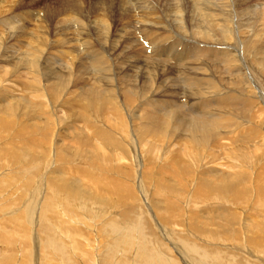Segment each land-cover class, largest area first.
<instances>
[{"label": "rangeland", "instance_id": "374dc122", "mask_svg": "<svg viewBox=\"0 0 264 264\" xmlns=\"http://www.w3.org/2000/svg\"><path fill=\"white\" fill-rule=\"evenodd\" d=\"M208 2H210V0H208ZM234 2H235V4H233L231 7L233 8V12L235 13V15L234 16H222L221 19H223V22H221V20L219 21V19L216 17L215 24H222L223 23L225 25V28L227 29V32L229 31V33H231V30H232L231 28L233 27L231 24H234L235 22H238V24L237 23H235V24L238 26V30L239 31H241V29H242V31L240 32L241 40H245V37L242 36L243 32H244V30L247 29V27L249 26V23H251L252 20H253V17L247 16L246 12L249 11L252 7L249 6V9H247L246 5H244L243 3L242 4L241 3L238 4V2H236V1H234ZM237 4L240 5V7H238ZM20 6H21L20 4L17 5V4H14V3H11L9 5L8 0H6L3 3H0V18H1L0 19V23H1L0 24V29L3 28L2 24H4V22L9 21V18L11 19V17H13L16 13L22 12L23 9H21V8H23L24 6L26 8L31 7V6H28V5H22L23 7L22 6L20 7ZM205 7H209V6H205ZM14 8H15V10H14ZM245 8L247 9L246 11H245ZM240 14H241V16H240ZM199 16H200V14H199ZM15 17L20 18V16H15ZM23 17L25 19V20H23L24 24H19L18 29L13 31L15 33H13V32L10 33L7 30V27H5L2 30H0L1 31L0 32L1 36L0 37L4 40V46H5V47L4 46H2V47L0 46V49L2 48L0 50L1 51L0 57L3 56V53L7 57V58L4 59L6 61L0 60V96L2 97V98L0 97V99H1L0 100V102H1L0 103V138H1L0 139V153H1L0 154V166H1V163H3V162H7L8 164H12L13 159L12 160L10 159L11 158L10 154H19L20 156L18 157L17 161L18 162H20V161L24 162V163L21 162V164L24 165V166H27V163H29L28 161H31L32 159H34V160L38 159L37 160L38 161V165H36V166H38L37 168H32L27 173L22 172L23 174H26L24 179H26L28 177V174H29V176L35 174L33 176L34 183H33L32 187H29L27 189V191H28V193H32L34 191L33 197L36 200V204L37 203L38 204L36 205L35 208L34 207H28V209H27V214L31 213V214H33V219L35 218V220H33L34 223L32 222V224H29V223L25 222L26 223V227H27L28 230L29 229L30 230L31 229L35 230V227H37L39 225L38 222H41V220H40L41 217L38 216L40 211H41L40 207L42 208V210H45L46 209V203H48V201H52V198H53L54 201L57 200V197H55L50 191V187L53 185V180H59L60 181V180L64 179L63 181H67V182H70V183L74 182L78 186H80V188H81L80 191L81 192H86L87 191L86 190L87 189V185L89 184V182H87L89 180L88 179V175L89 174L90 175L93 174L92 176H95V177H97V175H98V177H108L110 179L112 178L111 181H112V184H113V188H111L110 186L108 187L109 184L107 182H103V183H101V185L97 184V185L92 187V190H96V191L97 190H101L100 191L101 193L103 191V193L101 195H99L100 199L99 198H94V199L96 201H99V202L103 203L104 205H106L105 206L106 208H108V209L110 208L108 210L109 212L104 217H111L113 215L119 216L118 215V214H120L119 211L122 212L124 210L127 211L125 215L130 213L128 218H126V216L124 215L125 216V220L122 221V225H120L121 226V230L119 231V233L116 234V238H117V236L119 237L120 235H122V233H124V229H126V232H127L126 235L129 236V237H127L126 241L123 240V238L121 239V241L119 242V245L115 248V252L117 251L118 255H120V247H121V245L123 243L125 244L124 250H126L125 251L126 254L127 253L130 254L131 251H133V253H134L135 249L138 251L137 248L140 245L143 244V247L138 251V255L136 257L137 258V264H144L143 262H140V255H141V253L144 250L150 256H152L153 258H157L156 262L158 264H172V263H174V264H179V263L180 264H203V263L204 264L205 263L208 264L209 263V257L208 256H210V255L208 254V256H207V253L205 254L204 252H201V253L194 252V249H195L194 243H196V244L198 243L197 245L201 244L203 248H206L205 251H207V252H209L208 250H210L212 247H217V246L221 247V245H219L220 243L219 244L218 243L217 244L216 243H212L211 244V243L200 242L199 241V233L195 231V228L199 230V224L201 226L205 227L206 229L208 228L207 230H211V231H213L215 229L216 230L221 229L222 231L219 230V233L222 234L223 239L225 241L229 240V238L224 237V236H226V234L229 235V233H231L232 231L234 233H237V234H235L234 237H232V239H234V240L236 238L234 243L233 242H231L230 244L226 243V242L223 243L224 245H226V246H223L224 247L223 248L224 252H226L228 254H229V249L231 248V246L233 248L235 247L234 248L235 252H238L237 251L238 248L239 249H247V248H249L248 250H254L255 248H253V246L256 247V245H259V244L264 246V239H262L264 237V235L260 234V233H259V235H257L255 237L256 238V240H254L255 243L253 242V244H250V245L249 244H245L244 242L247 240L245 238V237H247L246 236L247 231L244 230V225H242V224H245L246 222L249 223V222L252 221V220L249 221L250 218H252V219L254 218V217L251 216V214L256 213L261 208L264 209V201L262 202V200H260V198H259V195H260V197L262 196L261 199L264 197L263 195L260 194V193L264 194V192H263L264 191V189H263L264 188V106H263L264 105V79H262V78H264V73H263V71H264V61H261L260 63H258L255 60V58L263 56L262 54L264 53V50L260 51L261 48H258V47H255L253 50L251 49L252 51H250V52L246 51L245 47H242L243 49L236 50V52L238 53V51H239V54L242 56V60L244 61V64H245V67H244L245 69L244 70L246 71V69H248L249 73H253V74H251V76H252V84H253L254 87H257L256 89H253L254 87L251 86L252 87V90H251V87L245 83V80L244 81L243 80H236V82L235 81L233 82V85L231 84L232 82H229L230 79L228 80V83H224V82L220 81L221 77L225 78V76H226L225 72H224V70L222 68L218 69V70L216 69L214 71V68L211 67V66L205 67V68H208V69H206L205 75L208 74L210 76L211 82L213 84H215L214 86H216V88L214 87L215 91H214V89L212 90V91H214L213 93H217V94L219 93L218 96H216V98H214V100H216L217 98H220V97H221L220 99H222L224 96H226L228 93H231V92H232L231 94H233V95L235 93H237V94H235V96H238V97L240 96V97H243V98H245V96H247V99L249 98V104L248 103L247 104L244 103V105L246 106L247 109H249V111L251 113H248L249 111L246 110L245 113L247 115L246 114H242L243 119H241L239 121H234V123H238L239 128H237L236 126L234 128H236L235 130L238 131L237 129H239V130H241L243 128L247 129V125H248V127H251L253 129H258V131H261V132H259V134H261L260 137H259L260 139L257 138L256 140H253L252 142H249V140H245L244 139L243 140L244 143L240 142V139L238 141L237 140H233V141L232 140L231 141H229V140H220V141H218L219 143L217 141H211L207 146H204V147H202L200 145L201 142H199L197 144L198 147L196 149L192 150L190 146L195 144V143H192V144L188 143L187 144V141H183V140L180 141L177 138L175 140H171L167 144H164V143L161 144V143H159V141L156 142V140H160V142H162L161 141L162 140L161 137H158V139H156L157 137L153 136L154 134H152L150 136L148 134L141 135L137 131V129H133L134 130L133 131L134 134H133V133H130V130H132L131 129V125L129 127H127L128 126L127 125V121L129 122L128 119L131 118L132 120L137 121L138 118L135 117V112L138 110L139 103L142 100L150 99V94L147 93L146 91H144L142 89V87H141V92L138 91L139 94L135 96L136 104H135V102H133V104H130V103L126 102L125 97H124L125 95L122 93V90H120V88L122 87V83L121 82H123V81L125 82V80L128 81V78L125 77L126 73L128 75L130 74V76H133V74L135 73L136 75H138V77L144 76L145 79H150V78H152L151 74L154 76V73H153L154 71L157 72V74H159L161 72V70H162V71L166 72L165 73V79L166 80L167 79L170 80V83L173 80L174 81L178 80L179 76H180L178 72H176L174 69H173L174 71L171 69V65H168V64H166V65L165 64H155V65H153V67L148 68L147 65H144V63L139 65V63H135L133 61V59H131V56H133V55H130L132 53L131 49L129 48L130 50H128L125 47L127 45H126V43H124V41L126 40L128 42L130 40H134L137 37V34L134 31L135 28H131L130 27L132 25H133L132 27H134V24H135L134 21L136 20V18H138L137 16H136V18L135 17L134 18L131 17L132 19L130 18L131 19L130 21L127 20V19H124V18L122 19L121 18L122 16L121 17L120 16H105V17L104 16H100V17L99 16L98 17H96V16H79V17L77 16V17H75L74 16V18H78L76 20H78L82 26L79 25V24H76V25L72 24L71 25L70 23H67V22H66L67 23L66 24L65 21H63L59 16H42V17L39 16L40 18H39L38 21H40V22H32L31 21V16H23ZM150 17L151 16H147V20H149V21L154 20L153 19L154 17H151V18ZM164 17L165 16H162V18H164ZM185 17H186V21H187V19L189 21V19L191 18L190 16H185ZM143 18H145V17H143ZM205 18L206 17L203 16V18L201 19L202 22L204 21ZM33 19H35V18H32V20ZM133 19H135V20H133ZM82 20H83V22H82ZM229 20H230V22H229ZM104 22H106V25L108 24L107 28L104 25L105 24ZM117 22H118V24H116ZM130 22H132L133 24L130 23ZM26 23H29L30 25L29 24L27 25ZM187 23L185 24L186 30L190 29V24H189L190 22L188 23V25H187ZM34 24L36 25V27H40V29L36 28ZM123 25H126V27L123 26ZM43 26H44V28H43ZM56 26H58V27H56ZM41 27H42V29H41ZM160 27H162V26H159V27L156 26V31L160 30ZM216 28H218L217 25H216ZM65 29H67L66 30L67 32L65 31ZM104 29L108 30V32L110 34V36H109L110 38L109 39H107V36L105 35L106 31ZM68 30H70V31H68ZM22 31L24 32V34H23ZM116 31H118V32H116ZM18 32H20V33H18ZM28 32H29V34H28ZM31 32L34 35L31 34ZM41 32L43 33V36H46L47 39L49 38V42H47L49 44H47V46H45L46 45L45 44L43 47H41V49H40L41 51H38V50L35 49V47L34 48L30 47V45L28 44V41L30 39H32L33 36L36 37L38 34L42 36ZM63 32H65V33L63 34ZM17 33L20 34V35H18ZM124 33L126 34V36H125ZM11 34H13V35H11ZM25 34H27V35L25 36ZM134 34H136V35H134ZM9 35H11V36H9ZM90 35H92L91 36V40H92L93 46H94V48L96 50V51L93 52L95 55H96V53L103 54L104 52H107L109 55L111 54L110 57L115 55V56L112 57L115 61H116V59L118 60V61H116V63L114 61H113V63L110 62V64H112V65L109 66V72L112 71V73L114 75L112 73H110L112 76L109 77L110 83H109V85H107L108 88H106L107 90L111 91L110 98H108L110 100L107 99V101L111 102L113 104V106H111L109 104H105V105H102V106H100V105L96 106V107L93 106L94 108L93 107H88V102L90 100L89 98H91V94H90L91 89H92V92L93 91L94 92H99V90L101 91L103 88H105L104 83L102 85L98 84L99 79H97V77L99 75H101V69L100 68L102 66L93 65L91 63V59L90 58L92 56L89 55V53L91 51L84 50L86 44H84L81 41L82 38L83 39H85L86 37L88 38ZM114 35L115 36L117 35L116 38H115ZM122 36H123V38H122ZM24 37H25L26 41L24 40ZM28 38H30V39H28ZM187 38H189V37H187ZM187 38H186V40H188ZM231 38H232V36H231ZM119 39L122 40V42H120V43H123V44H121L122 46H120L121 48L117 47V48H120V50L118 49V51H116L117 48H114L112 50L115 42L118 41ZM263 40L264 39H262L261 41L263 42ZM68 41H70V42H68ZM252 41L255 42V40H253V39H252ZM261 41H260V43H261ZM15 42H17L16 43L17 45L15 44ZM197 42H199L200 45H201V43H204V44L206 43L207 45L211 44L210 46H212V44H213V43H211L212 41H204V40H202L200 38H199V40H197ZM215 42H218V44H220V45H222V43H224V42L220 43L219 37H218V40L215 41ZM12 43L14 45H12ZM232 43H231V45H232ZM108 44H110L111 47ZM214 44H217V43H214ZM20 45H22V46H20ZM73 45L75 46V48H74ZM228 45H229L228 48L231 49L230 43H228ZM124 47L126 49H124ZM25 48H26V50H25ZM262 49H264V45H263ZM4 50L7 51V52H5ZM8 51L10 52V54H7V53H9ZM32 51L36 52V53H33ZM56 51H57V53H56ZM64 51H65L66 55H63ZM68 51H70V52H68ZM255 51L257 53H259V54H256ZM11 52H13V53H11ZM39 52H41V53H39ZM261 52H263V53L260 54ZM23 53H26V54H23ZM27 53L29 54V56H28ZM35 54H36V56H35ZM83 54H85V55H83ZM143 54L144 55L141 58L145 59L146 57H144V56H145L146 53H143ZM15 55H16V57H15ZM11 56H14V57L11 58ZM32 56H35L33 58H36V61H35L36 63L31 65V66L28 65V64L24 65L23 63L20 64V62L16 63L17 62L16 59H18V58L24 57L25 59H27V58L29 59V57H31L30 59H32ZM83 56H84V58H83ZM121 56H123V57H121ZM127 56H129V57H127ZM243 56H245L244 58H246V59H244ZM44 57H45V60H44ZM115 57H117V58H115ZM118 57L120 58V60H119ZM135 57L136 56H133L132 58H135ZM81 58H83V59H81ZM77 60H79L80 63ZM67 62H68V64H66ZM118 62H121V64L119 63L117 65ZM128 62H130L131 65L133 64L134 67L130 68L129 71L125 70L124 71L125 74L122 73V74L118 75L117 68L120 67V66H122V67L125 66ZM40 63H44L45 66L43 64H40ZM14 64H16V66H18L19 64L20 65L18 67H15ZM36 66H38V67H36ZM56 66H58V68ZM161 66L163 67L162 69H161ZM25 67H27V68H25ZM30 67H32V68H30ZM87 67L89 69H87ZM209 68H211V69H209ZM257 68H259L258 69L259 71H257ZM148 69L150 71L152 70L151 74H149V70ZM249 69L251 71H249ZM260 69H261V71H260ZM69 70L72 71L71 72V76H69V78H70V84L69 85L70 86L69 85L65 86V84H59V86H57V90L58 91H54L52 89V85L54 83L59 82L58 80L55 79L57 77L56 75H58V74H56L55 71L60 72V73H62L64 75L65 74L68 75ZM244 70H243V72H245ZM136 71H138V72H136ZM145 71H147V72H145ZM4 72L6 74H4ZM34 72H36V73H34ZM79 72H81L82 74L84 73V74L83 75L81 74L82 76L79 75V77H78V75H75V74H78ZM167 72H168V74H167ZM261 72L263 74H261ZM95 73H97L98 76ZM258 73H260V75ZM86 74L88 75V77H86L87 76ZM106 74L107 73L104 72V77H106L105 76ZM148 74H149V78H146V77H148ZM36 75H38V76H36ZM256 75L259 76V77H256ZM253 76H255L254 79H253ZM49 78H51V79H49ZM216 78L219 79V80H217ZM226 78H228V77L226 76ZM258 78H260V80H258ZM72 80L74 82H72ZM1 81L3 82V84L1 83ZM50 81H52V82H50ZM54 81H56V82H54ZM219 81L221 82V84L219 83ZM148 83H149V81H148ZM48 84H50V85L48 86ZM172 84H174V82H172ZM68 86H69V89H68ZM137 86H138V84H137ZM247 86H249L248 90H246ZM58 87H60L62 89H60ZM82 88H84V89H82ZM230 88H232L233 90L231 89L229 91ZM39 89H42L45 92L46 95L44 94V92L42 90H39ZM236 89L237 90L239 89V90L236 91ZM123 90H124V88H123ZM219 90H221V91L219 92ZM241 90H242L243 93L241 92ZM40 92H43V93H40ZM48 92H50V93L48 94ZM79 92H84L85 96H84V93H82L83 95H81V93H79ZM31 94H33V96ZM220 94H222L223 96L220 95ZM20 95H22V96H20ZM7 96H8V98H7ZM76 96H80L81 99L79 98V99H77L78 100L77 101L76 100V98H77ZM43 97H45V98H43ZM164 97H165V95H162L161 98L155 97L156 98L155 100H159V101H161V100H163V101H173V102H175L177 104H181V102L182 103L183 102L184 103L185 102L186 103L187 102L191 103V101H192L190 99L188 100V98L186 99L185 97H182V98L176 97L175 98V97H171L169 95H166L165 98ZM250 97H251V99H250ZM86 98L88 99V101H87ZM136 98H138V99H136ZM184 98L186 99V101H185ZM13 99H15V101ZM8 100L9 101L11 100V101L8 102ZM83 101H85V102H83ZM207 101H208V99H207ZM145 102L146 101H144V103L142 102V105H141L142 111L149 110L148 106L146 105V104H148V101H147L146 104H145ZM9 104H10V106H8ZM24 104L26 105V107L23 106ZM68 104L69 105L72 104L73 106L70 107ZM126 104H128V105H126ZM46 105L47 106L49 105V107L47 108ZM83 106L86 109H84ZM131 106H132V108H131ZM3 107H8V109H11V111H14V112L11 113L10 110H8L7 108L4 109ZM133 107H134V109H133ZM42 108H44V109H42ZM73 108H74V110H73ZM37 109H40V110H37ZM46 109H47V111H46ZM55 109H56V111H55ZM65 109H67V110H65ZM78 109H80L82 112L80 110H78ZM40 111H42V112H40ZM61 111H63V112H61ZM65 111H67L66 114H68V113L70 114V112H71L70 116L69 115H67V116L65 115L64 116ZM72 111H74L76 113H74V112L72 113ZM78 111H80V112H78ZM46 112H48L46 116L50 115L51 119H49V120L54 121V123H52L51 121H48L49 123H45L44 122L46 120L45 119L46 116L43 115V114H45ZM51 112H52L53 116H51L52 115ZM36 113H38V114H36ZM61 113H63V116L61 115ZM123 114H124V116H123ZM255 115L258 116V117H256ZM68 116L70 117V119H68ZM254 116H255V118H254ZM53 117H55L56 119L53 118ZM73 118H76V120L73 119ZM43 119H45V120H43ZM246 119H247L248 123L245 124L244 122H246ZM251 119H252V121H254V123L251 121ZM8 121L10 122L8 124H11V121L13 122L12 128L11 127L7 128V127L4 126V125H6V123ZM48 124L50 126H47ZM52 124H54V125L56 124V125L54 126ZM80 124H82V126ZM85 124H87V125L90 124L91 126H97V127H98L97 124H99L101 127H103V128H101V127H99V128L104 129V130L106 129V131L108 133L112 134L117 139H121V140L123 139L122 140V144H120L119 147L113 146L114 148L111 147V146L110 147L106 146L105 144H103L102 141H98L99 139L92 138V136H91L92 134L90 132L88 133V132H86L84 130V128L87 126ZM83 125H84V127H83ZM72 126H73V128H69V127H72ZM123 126H124V128H122ZM253 126H255V127H253ZM51 127H53V128H51ZM74 127H76V128H74ZM53 129H56V130L53 131ZM127 129L128 130L130 129V130L127 131ZM78 130H82V131L79 132ZM55 131L56 132L58 131L57 134H56ZM53 132H54V134H52ZM128 133H130V135L127 136L129 139L123 138V137H126L125 134L127 135ZM69 135H72V136H69ZM119 135H121V136H119ZM21 136H22V138H21ZM48 136H50L51 138L48 137ZM148 136H149V138L152 137L153 139L152 138L151 139H149V138L147 139ZM239 136H244V135L240 134ZM140 137L142 138V140L140 139ZM67 138L70 139V140H68ZM49 139L50 140L52 139V140L49 141ZM139 139L142 142H140ZM67 140H68V142H67ZM72 140H74V141L76 140L77 142L76 141L74 142ZM86 140L87 141L89 140L88 143L90 142V144H87ZM138 141L140 142V144H139ZM133 142H135L136 144L133 143ZM221 142H222V144H220ZM20 143H22V144H20ZM98 143H100V144H98ZM213 143H215V144H213ZM92 144H94V145H92ZM217 144H218V146H217ZM87 145L88 146L90 145L92 147H90V146H89L90 148L89 147L88 148L85 147ZM213 145H215V147H213ZM74 147H75V149H74ZM140 147H142V149ZM100 149H101V151H100ZM102 149H104V150H102ZM236 149L239 150V152H236ZM78 150H81L80 151L81 153ZM116 150H118V151H116ZM120 150H122L124 152V154L120 155L121 154ZM254 150H255L256 154L254 153ZM97 151H98V153H97ZM190 151H192L191 154H190ZM91 152L94 155L93 154L91 155L90 154ZM103 153L105 155V158H104V156H102ZM240 153H243V154H240ZM253 154L255 155L254 159H258L257 161H255V162H258L255 165L256 166L255 168L254 167L253 168H248L246 163H241V160H245V161L253 160L254 161V159L252 158ZM111 155H113V157H111ZM184 155H191L192 157H195L196 158V162L194 163V165H190L189 166V163L185 162L186 163V166H185V163L182 160ZM94 156H96V157H94ZM115 156H117L119 158L122 157L121 163L119 162V163L116 164V162H112V161H116V159H115L116 157ZM133 156L135 158H133ZM247 156H250L249 157L250 159L247 158ZM72 157H73V160H72ZM61 158H62V160H61ZM167 158H169V160H172L174 165H176L174 170L170 166L167 167L169 165V162H170V161L167 160ZM245 158H247V159H245ZM69 159L71 160L70 162H69ZM102 160H104V162ZM133 160H134V162H133ZM79 161H81V162H79ZM19 164L17 166H15L16 168L15 167H9V169L10 168H11L10 170L18 169ZM3 165H4V163H3ZM77 165H80L81 167L77 166ZM252 166H253V163H252ZM59 167H61V168H59ZM66 167H68L69 170L66 169ZM78 167H79V169H81L83 171H81V170L79 171ZM83 167L86 169V171L84 170ZM185 167H188V168H185ZM208 167H210V168H208ZM227 167H229V168L230 167L231 168L232 167L233 168L236 167V168H239V169H242V170H246L248 172L247 173L248 174L247 177L245 175H240V177L243 178L244 181L242 182L241 187L239 186L238 192L242 191L243 194H244L243 196L242 195H238L237 197L233 196V195L229 196V194H227V193L226 194H224V193L222 194L221 193V195H220V192L218 193L220 196H213L211 193L195 194V192H196L195 188H200V189H198V192H199V190H201V188L204 187V185H201L199 183H203V182L205 183V179H207L206 176H204V175L201 176L200 175V174H202L203 170L206 169V171H210V170L215 168L214 171L218 172L217 176L218 175L222 176V174H219L218 170H221V169L222 170H225V169L227 170ZM54 168H56V169H54ZM182 168L183 169L184 168L187 169V171L185 172L186 175L185 174L181 175L180 170ZM74 169H75V171H74ZM165 169L167 170V173H169V174L174 173L172 175H174L175 177L173 176L171 178V179H173V181L171 179L169 180L168 179L169 177L167 175H165L164 173L163 174L161 173V171L165 172L166 171ZM55 170L58 173H56ZM61 170H62V172H60ZM146 170H147V172H146ZM261 170H262V173H261ZM50 171H52V172H50ZM67 171H69L68 174L66 173ZM70 171H71V173H70ZM132 171H134V172H132ZM199 171H200V173H199ZM75 172H76V174H75ZM78 172H80L79 174L82 173V175H80L81 177L77 176V175H79V174H77ZM192 172L197 173L196 178H195V175ZM257 172L260 173V174L258 175ZM61 173H62V175H61ZM256 173H257L258 177L260 176L258 178L259 179L258 184L262 183L261 184L262 187H260V185H259L257 187L258 188L257 190H255V188H254L255 185L257 184V183L255 184V178L257 177ZM53 174H54V176H53ZM197 177H199V178H197ZM202 177H205V178H202ZM248 178L250 180H252V185H254L253 188H251L250 185L248 184V182H247ZM24 179H23V181H24ZM159 179H161V180H159ZM199 180H202V181H199ZM215 180L217 181V179H215ZM43 181H44V183H43ZM159 181H161L163 183L165 182L164 184L161 183V186L162 185L163 186L167 185L166 187L164 186V188H167V187L178 188L180 186V184H185V185L188 184L189 186L187 188L181 187L183 196L180 193L179 194L180 196H177V199L179 201L177 200L173 206L167 207V209H166V207H165L166 204L164 205V204L160 203L159 201H161L160 199L162 197L170 199V195L162 193L160 199L159 198H155V196L153 195V191L155 189L156 182H159ZM117 182L120 184V186H119V184H118V186H114L115 184L117 185ZM197 182H198L199 185L198 184L196 185ZM189 183H191V184H189ZM170 184H172V185H170ZM174 184H175V186H173ZM89 185H92V184H89ZM99 187H101V188H99ZM95 188H97V189H95ZM117 188H118V190H116ZM188 188H190V189H188ZM260 188H262V189H260ZM213 189L214 188H211L210 190L212 191ZM259 189L262 190V191H259ZM186 190H188V191H186ZM23 191H25V189H23ZM35 193H37V194H35ZM192 193H194V195ZM5 195H6L5 193L2 194L3 197ZM114 197H115V199L117 198V200H115ZM143 197H145V198H143ZM194 198H195V200H194ZM140 202H141V204H140ZM40 203H42V204H40ZM44 203H45V205H43ZM130 204H131V206H130ZM38 205H39V207H38ZM118 205H119V208L121 206H123V207H121L122 210L118 209ZM155 206H156V208H154ZM176 206H178V207H176ZM163 207H165V209H163ZM161 208H162V210H161ZM58 209H60L63 213H65V211H63L64 207H62L61 204L58 205ZM173 211H174V213H173ZM93 212H94V210L92 211V213ZM133 220H135V221H133ZM171 220L174 223L170 222ZM203 220H204V222H203ZM98 221H100V220H98ZM126 222H127V224H126ZM255 222H259V223L263 224L264 220L260 221V219H256ZM99 223H101V222H99ZM99 223L97 225H99ZM251 223H254V221L251 222ZM205 224H207L209 226H205ZM222 224H226V225H222ZM97 225L96 224L93 225L94 227H93V230L91 231L92 233H95L94 231H95ZM239 226H243L242 230L245 231V232L242 231L241 233H239V231H238L239 230ZM170 228H171V230H170ZM189 230L191 231V233H190ZM88 231L89 230L87 229V232ZM144 232H146V233H144ZM147 232H149V233L147 234ZM164 232L167 233L166 236L163 235ZM171 232H174V233H171ZM195 234L198 235L197 241H196V239L194 237ZM95 235H96V233L92 234V236L94 237V244H95V247H96L98 240H96L97 238H96ZM102 235L106 236L105 233H102ZM145 235L148 236V238H146ZM33 236H34V234H32V238L31 239H33ZM54 236L55 237L57 236L58 239L63 241L61 239V236H59L58 234L57 235L54 234ZM168 236H170V237H168ZM178 236L184 237V238H186L188 240L187 244H184V246L185 247L189 246V252H187L188 250H184L185 252H183V247H181L182 245L178 246L179 243L177 244V242H178V239L180 238V237L177 238ZM149 237H151V238L149 239ZM64 240L66 241L65 243L67 244L68 240L67 239H64ZM257 240H259V241L257 242ZM146 241H149V243L148 242L146 243ZM132 242H133V246H132ZM161 242L165 246L167 245L166 246L167 249H160V246H157L158 243H161ZM167 242H170V245L171 244L172 245L176 244L177 248L179 249L178 250L179 252L173 250V248H171V246L168 245L169 243H167ZM151 243L153 244V246L151 245ZM155 244H156V246H155ZM238 244H239L240 247L243 245V247L240 248L239 246H237ZM38 245H40V243H38ZM158 247H159V249H158L159 251L157 250ZM130 248H131V251H130ZM170 248H171V250H169ZM86 249H88V248H86ZM5 250L12 251L14 253L16 252L15 251L16 249L15 250L11 249V246H8V245H5V244H0V253H2ZM95 250H96V248H94V255L96 254ZM155 251H156V253H155ZM169 251H172V252H169ZM240 254H242V253H240ZM242 255L247 259L248 255H246V254H242ZM17 256L19 258L20 257V253L17 254ZM51 256H52V254H51ZM183 256H184V258H183ZM257 256L258 255L256 254V257ZM159 257L162 258V261L160 260ZM163 257H165V258H163ZM223 257L225 259V260H223V262H221V261L220 262H216V261L213 260V262L211 264H237L236 260L232 261V259L229 258V257H226V256H223ZM171 258H172V260H170ZM248 258H250V259H248L249 261H255L256 260L255 257L251 258V256H249ZM53 260H55V259H53ZM96 260H97V258H95L94 264L96 263ZM163 260L165 262H163ZM167 260H169V261H167ZM156 262H155V264H157ZM56 263L57 264H62V263H60L58 261H56Z\"/></svg>", "mask_w": 264, "mask_h": 264}, {"label": "bare ground", "instance_id": "6f19581e", "mask_svg": "<svg viewBox=\"0 0 264 264\" xmlns=\"http://www.w3.org/2000/svg\"><path fill=\"white\" fill-rule=\"evenodd\" d=\"M6 0H0V3L5 2ZM239 3H243L244 5H246V8L249 9V6L252 7L249 11H247V16L249 17H253V20L251 23H249V26L247 27L246 30H244L243 35L245 37V40H241V36H240V32L238 30V26L235 24L238 22H235L234 24H231L233 27L231 28V33H229V31L227 32V29L225 28V25L222 24H215V20L216 17L219 19V21L221 20V22H223L222 16H234L235 13L233 12V8L231 7L233 4H235V2ZM9 5L11 3L17 4V5H28L31 6L29 8H26L25 6L21 9H23L22 12H18L16 13L13 17H11V19L9 18V21L4 22V24H2V27L5 28L7 27V30L12 33L14 30H17L19 27V24H24L23 20L24 17L23 16H31V21L32 22H40L39 20V16H59L63 21H65V23H70L71 25L73 24H80V22L76 19L78 18H74L75 17H79V16H96V17H100V16H122L121 18L123 19H127V20H131L132 18H136V16L138 18L133 19L135 20V24L134 27L130 26L131 28H135L134 31L137 34V37L134 40H130V41H124V43H126L127 46H125L128 50L131 49V54L133 56H136L135 58H132L133 56H131V59H133V61L135 63H139V65H141L142 63H144V65H147L148 68L153 67V65L155 64H168L171 65V69L175 70L176 72L179 73V79L174 81L170 80H166L165 79V71H162L157 74V72H153L154 76L151 74V71L149 70V74H151L150 79H145L144 76H140L138 77V75H136L135 73L133 74V76H130V74L128 75L127 73L125 74V70L129 71L130 68H133V64L131 65L130 62H128L125 66H120L117 68V73L119 74H125V77L128 78V81L125 80V82H121L122 83V87L120 88V90H122V93L125 95V100L126 102L133 104V102H135V96L139 94V92H141V87L144 91H146L147 93L150 94V99L147 100H142L139 103V107L138 110L135 112V117H137V121L132 120L131 118L128 119L129 122L127 121V127H129L131 125V129L130 133H133V129H137V131L143 135V134H148L149 136L154 134L153 136H156L158 139V137L162 138V142H160V140H156L159 141V143H164L167 144L169 143L171 140H175V139H179L180 141H187V144L190 143H195L193 145H191V149H196L198 146L197 144L199 142H201V146H207L211 141H220V140H229V141H233V140H239L240 142L244 143L243 140H249V142H252L253 140H256L257 138L260 139V135L258 131V129H253L251 127H248L247 125V129H237L238 131H236L234 128L235 126L237 128H239L238 123H234V121H239L241 119H243L242 114H246L245 111L249 109L246 108L245 104H249V98L247 99V96H245V98L243 97H238L228 93L226 96H224L222 99L217 98L216 100H214V98H216V96H218L217 93H213L215 91L216 86H214L215 84H213L211 82L210 76L208 74L205 75L206 69L205 68L207 66H211L214 68V71L217 69H223L225 72V75L228 77L223 78L221 77L222 82L224 83H228L232 82L231 84L233 85V82L236 80H245V83L247 85H249L250 87L253 86L252 84V76L251 74L253 73H249L248 69H246V71L244 70L245 68V64L244 61L242 60V56L236 52V50L238 49H243L242 47H245L246 51H252L255 47L261 48L260 51L264 50L263 45H264V40L263 42L261 41L262 39H264V0H210V2H208V0H8ZM209 3V4H208ZM238 7H240V5H238ZM20 6V7H21ZM205 6H209V7H205ZM6 7V6H5ZM19 7V6H18ZM13 8V7H12ZM245 8V11L247 10ZM13 10V9H12ZM15 10V8H14ZM14 14V13H13ZM200 14V16H199ZM10 15V14H9ZM15 16H20V18L15 17ZM64 16V17H63ZM147 16H151L154 17V20H147ZM160 16V17H159ZM162 16H165L164 18H162ZM185 16H190L191 18L187 19L186 21V17ZM203 16H205L206 18L204 19V21L202 22V18ZM241 16V14H240ZM3 17V16H2ZM6 17V16H5ZM132 17V18H131ZM145 17V18H143ZM150 17V18H151ZM244 17V16H243ZM27 18V17H26ZM32 18H35L32 20ZM86 18V17H85ZM92 18V17H91ZM131 18V19H130ZM224 18V17H223ZM1 19V18H0ZM42 19V18H41ZM93 20V19H92ZM95 20V19H94ZM99 20V19H98ZM132 20V21H133ZM193 20V21H192ZM231 20V19H230ZM229 20V22H230ZM250 20V19H249ZM186 21V22H185ZM247 21V20H246ZM3 22V21H2ZM27 22V21H26ZM83 22V20H82ZM92 22V21H91ZM94 22V21H93ZM127 22V21H126ZM163 22V23H162ZM190 24V29L186 30V23ZM193 22V23H192ZM202 22V23H201ZM249 22V21H248ZM66 23V24H67ZM98 23V22H97ZM106 28L108 27L106 25V22H104ZM121 23V22H120ZM132 23V22H130ZM187 23V25H188ZM201 23V24H200ZM1 24V23H0ZM27 25L29 23H26ZM62 24V23H61ZM118 24V22L116 23ZM133 24V23H132ZM246 24V23H245ZM30 25V24H29ZM35 25V24H34ZM43 25V24H42ZM57 25V24H56ZM64 25V24H63ZM85 25V24H84ZM89 25V24H88ZM94 25V24H93ZM99 25V24H98ZM216 25L218 26V28H216ZM247 25V24H246ZM22 26V25H21ZM20 26V27H21ZM38 26V25H37ZM69 26V25H68ZM82 26V25H81ZM92 26V25H91ZM126 27V25H123ZM156 26H162L160 27V30L156 31ZM24 27V26H23ZM22 27V28H23ZM36 27V25H35ZM58 27V26H56ZM115 27V26H114ZM119 27V26H118ZM3 28H1L0 30H2ZM38 29H40V27H36ZM44 28V26H43ZM99 28V27H98ZM121 28V27H120ZM130 28V29H131ZM251 28V29H250ZM20 29V28H19ZM25 29V28H24ZM33 29V28H32ZM42 29V27H41ZM126 29V28H125ZM22 30V29H21ZM64 30V29H63ZM67 29H65L66 31ZM105 30V29H104ZM117 30V29H116ZM5 31V30H4ZM47 31V30H46ZM70 31V30H68ZM72 31V30H71ZM106 33L105 35L107 36V39H109L110 34L108 32V30H105ZM1 32V31H0ZM23 32V31H22ZM40 32V31H39ZM59 32V31H58ZM67 32V31H66ZM102 32V31H101ZM118 32V31H116ZM131 32V31H130ZM15 33V32H13ZM20 33V32H18ZM17 33V34H18ZM42 33V32H41ZM65 32H63L64 34ZM112 33V32H111ZM129 33V32H128ZM133 33V32H132ZM7 34V33H6ZM16 34V35H17ZM24 34V32H23ZM29 34V32H28ZM31 34H33L31 32ZM125 34V33H124ZM134 34V35H136ZM13 35V34H11ZM9 35V36H11ZM20 35V34H18ZM27 34H25L26 36ZM34 35V34H33ZM37 35V34H36ZM68 35V34H67ZM104 35V36H105ZM132 35V34H131ZM130 35V36H131ZM133 35V36H134ZM1 36V35H0ZM8 36V35H7ZM6 36V37H7ZM65 36V35H64ZM91 36L90 35L88 38L86 37L85 39H81V41L86 44L84 50L87 51H91L89 53L90 56H92L91 59V63L93 65H99L102 66L101 69V75H97V73H95L98 77L97 79H99L98 84L102 85L104 83L105 88H103L101 91L99 90V92H92V89L90 91L91 94V98H89V102H88V107H96V106H102L105 104H109L111 106H113V104L109 101H107L108 98H110V93L111 91L107 90L106 88L107 85H109L110 83V79L109 77H111L112 75L109 72V66H111L112 64H110V62L113 63V61L116 63V61H118L116 59V61L110 57V55L107 52H104L103 54H98L96 53V55L93 53L95 50L92 40H91ZM105 36V37H106ZM115 36V35H114ZM117 36V35H116ZM115 36V38H116ZM126 36V34H125ZM232 36V38H231ZM3 37V36H2ZM20 37V36H19ZM18 37V38H19ZM32 37V36H31ZM60 37V36H59ZM85 37V36H84ZM129 37V36H128ZM132 37V36H131ZM130 37V38H131ZM189 37V38H187ZM219 37V41L220 43H222V45L218 44V42H215L218 40ZM54 38V37H53ZM67 38V37H66ZM123 38V36H122ZM185 38V39H184ZM186 38L188 40H186ZM202 39L204 41H212L211 43L212 46L207 45L206 43H201V45L199 44V42H197V40ZM5 39V38H4ZM10 39V38H9ZM30 39V38H28ZM60 39V38H59ZM58 39V40H59ZM62 39V38H61ZM64 39V38H63ZM68 39V38H67ZM100 39V38H99ZM106 39V38H105ZM125 39V38H124ZM255 40L254 41H252ZM6 40V39H5ZM20 40V39H19ZM22 40V39H21ZM25 40V37H24ZM57 40V41H58ZM103 40V39H102ZM112 40V39H111ZM7 41V40H6ZM26 41V40H25ZM261 41V43H260ZM49 42V38L47 39L46 36H42L41 35H37L36 37L33 36L32 39H30L28 41V44L30 45V47H35L36 50L41 51V47H43L45 44V46H47V43ZM70 42V41H68ZM72 42V41H71ZM122 42L121 39H119L118 41L115 42L112 50L114 48L120 47L122 46L120 43ZM233 42V43H232ZM17 42H15L16 44ZM22 43V42H21ZM67 43V42H66ZM99 43V42H98ZM117 43V44H116ZM217 43V44H214ZM228 43H232V45L230 46L231 49L228 48ZM57 44V43H56ZM107 44V43H106ZM209 44V43H208ZM12 45H14L12 43ZM17 45V44H16ZM53 45V44H52ZM68 45V44H67ZM110 46V44H108ZM0 46H4V40L0 37ZM19 46V45H18ZM22 46V45H20ZM25 46V45H24ZM74 46V45H73ZM106 46V45H105ZM5 47V46H4ZM15 47V46H14ZM62 47V46H61ZM111 47V46H110ZM124 47V49H126ZM67 48V47H66ZM72 48V47H71ZM75 48V46H74ZM73 48V49H74ZM121 48V47H120ZM120 48H117L116 51H118V49L120 50ZM130 48V49H129ZM2 49V48H1ZM0 49V50H1ZM24 49V48H23ZM28 49V48H27ZM43 49V48H42ZM57 49V48H56ZM63 49V48H62ZM111 49V48H110ZM135 49V50H134ZM252 49V50H251ZM26 50V48H25ZM35 50V51H36ZM52 50V49H51ZM59 50V49H58ZM5 51V50H4ZM15 51V50H14ZM20 51V50H19ZM29 51V50H28ZM55 51V50H54ZM53 51V52H54ZM137 51V52H136ZM241 51V50H240ZM257 51V50H256ZM255 51V52H256ZM3 52V51H2ZM7 52V51H5ZM9 52V51H8ZM33 52V51H32ZM46 52V51H45ZM70 52V51H68ZM72 52V51H71ZM130 52V51H129ZM1 53V51H0ZM13 53V52H11ZM20 53V52H19ZM36 53V52H33ZM41 53V52H39ZM51 53V52H50ZM57 53V51H56ZM124 53V52H123ZM138 53V54H137ZM143 53H146L144 57H146L145 59H142L141 57L144 55ZM263 52H261L260 54H262ZM7 54H10L7 53ZM17 54V53H16ZM26 54V53H23ZM28 54V53H27ZM47 54V53H46ZM49 54V53H48ZM63 54V53H62ZM127 54V53H126ZM239 54V55H238ZM246 54V53H245ZM250 54V53H249ZM256 54H259L256 52ZM13 55V54H12ZM40 55V54H39ZM65 51H64V54ZM62 55V56H63ZM85 55V54H83ZM247 55V54H246ZM263 56L255 58V60L260 63L261 61H264V53L262 54ZM29 56V54H28ZM36 56V54H35ZM35 56H32V59H30L31 57H29V59H25L24 57L22 58H18L16 59V63L20 62L23 63L24 65H33L36 62V58H33ZM68 56V55H67ZM66 56V57H67ZM125 56V55H124ZM256 56V55H255ZM14 56H11V58ZM16 57V55H15ZM38 57V56H37ZM41 57V56H40ZM123 57V56H121ZM129 57V56H127ZM140 57V58H139ZM245 56H243L244 58ZM250 57V56H249ZM253 57V56H252ZM257 57V56H256ZM5 58H7L4 53L3 56L0 57V60L2 61H6L4 60ZM59 58V57H58ZM79 58V57H78ZM84 58V56H83ZM81 58V59H83ZM112 58V59H111ZM117 58V57H115ZM119 58V57H118ZM15 59V58H14ZM49 59V58H48ZM51 59V58H50ZM57 59V58H56ZM80 59V60H81ZM89 59V60H90ZM123 59V58H122ZM127 59V58H126ZM136 59V60H135ZM246 59V58H244ZM39 60V59H38ZM37 60V61H38ZM45 60V57H44ZM120 60V58H119ZM15 61V60H14ZM40 61V60H39ZM79 62V60H77ZM57 62V61H56ZM254 62V61H253ZM11 63V62H10ZM38 63V62H37ZM48 63V62H47ZM80 63V62H79ZM78 63V64H79ZM82 63V62H81ZM121 64V62H118V64ZM257 63V64H258ZM5 64V63H4ZM19 64V65H20ZM43 64L44 63H40ZM51 64V63H50ZM54 64V63H53ZM68 64V62L66 63ZM77 64V65H78ZM110 64V65H109ZM249 64V63H248ZM7 65V64H6ZM15 67L16 64H14ZM49 65V64H48ZM59 65V64H58ZM116 65V64H115ZM167 65V66H168ZM250 65V64H249ZM45 66V65H44ZM53 66V65H52ZM81 66V65H80ZM79 66V67H80ZM164 66V65H163ZM166 66V67H167ZM251 66V65H250ZM13 67V66H12ZM34 67V66H33ZM38 67V66H36ZM35 67V68H36ZM58 68V66H56ZM11 68V67H10ZM23 68V67H22ZM27 68V67H25ZM24 68V69H25ZM32 68V67H30ZM29 68V69H30ZM43 68V67H42ZM82 68V67H81ZM80 68V69H81ZM85 68V67H84ZM93 68V67H92ZM116 68V67H115ZM157 68V67H156ZM163 67L161 66V69ZM205 68V69H204ZM16 69V68H15ZM34 69V68H33ZM60 69V68H59ZM78 69V68H77ZM86 69V68H85ZM87 69H89L87 67ZM99 69V70H100ZM211 69V68H209ZM256 69V68H255ZM259 68H257V71ZM64 70V69H63ZM67 70V69H66ZM92 70V69H91ZM164 70V69H163ZM173 70V71H174ZM243 70L245 72H243ZM263 70V69H262ZM14 71V70H13ZM48 71V70H47ZM60 71V70H59ZM93 71V70H92ZM95 71V70H94ZM213 71V70H212ZM211 71V72H212ZM221 71V70H220ZM249 71H251L249 69ZM255 71V70H254ZM261 71V69H260ZM3 72V71H2ZM41 72V71H40ZM39 72V73H40ZM54 72V71H53ZM57 77L55 78L56 80H58L59 82L54 83L52 85V89L54 91H58L57 90V86H59V84H65V86L70 84V78L69 76H71V70H69L68 75H64L60 72L55 71ZM63 72V71H62ZM104 72H106L107 74L105 75L106 77H104ZM114 72V71H113ZM138 72V71H136ZM147 72V71H145ZM36 73V72H34ZM47 73V72H46ZM94 73V72H93ZM115 73V72H114ZM170 73V72H169ZM264 73V71H263ZM261 72V74H263ZM4 74H6L4 72ZM44 74V73H43ZM82 73L79 72L78 74L75 75H81ZM84 74V73H83ZM82 74V75H83ZM88 74V73H87ZM86 74V75H87ZM91 74V73H90ZM99 74V73H98ZM113 74V73H112ZM149 74L148 77L149 78ZM168 74V72H167ZM260 75V73H258ZM39 75V74H38ZM36 75V76H38ZM63 75V76H62ZM81 75V76H82ZM92 75V74H91ZM114 75V74H113ZM55 76V75H54ZM207 78H206V77ZM6 77V76H5ZM48 77V76H47ZM52 77V76H51ZM75 77V76H74ZM88 77V75L86 76ZM91 77V76H90ZM96 77V76H95ZM255 76H253L254 79ZM256 77H259L256 75ZM72 78V77H71ZM102 78V79H101ZM213 78V77H212ZM42 79V78H41ZM46 79V78H45ZM51 79V78H49ZM74 79V78H73ZM78 79V78H77ZM76 79V80H77ZM82 79V78H81ZM95 79V78H94ZM154 79V80H153ZM217 79V78H216ZM256 79V78H255ZM264 79V78H262ZM215 80V79H214ZM219 80V79H217ZM258 80H260V78H258ZM18 81V80H17ZM53 81V80H52ZM50 81V82H52ZM149 81V83H148ZM219 81V83L221 84V82ZM263 81V80H262ZM47 82V81H46ZM56 82V81H54ZM72 82H74L72 80ZM81 82V81H80ZM86 82V81H85ZM172 82H174V84H172ZM257 82V81H256ZM1 83L3 84V82L1 81ZM41 83V82H40ZM83 83V82H82ZM259 83V82H258ZM262 83V82H261ZM75 84V83H74ZM138 84V86H137ZM213 84V85H212ZM256 84V83H255ZM254 84V85H255ZM50 84H48L49 86ZM70 86V85H69ZM68 86V89H69ZM79 86V85H78ZM90 86V85H89ZM235 86V85H234ZM247 89L248 90V87ZM6 87V86H5ZM24 87V86H23ZM93 87V86H92ZM112 87V86H111ZM215 87V88H214ZM254 87V86H253ZM4 88V87H3ZM60 88V87H58ZM113 88V87H112ZM124 88V90H123ZM223 88V87H222ZM257 87H254L253 89H256ZM14 89V88H13ZM44 89V88H43ZM62 89V88H60ZM84 89V88H82ZM81 89V90H82ZM138 89V90H137ZM214 89V91H212ZM232 88L229 89V91ZM260 89V88H259ZM42 90V89H39ZM187 90V91H186ZM228 90V89H227ZM233 90V89H232ZM239 90V89H238ZM236 89V91H238ZM252 90V87H251ZM263 90V89H262ZM43 91V90H42ZM88 91V90H87ZM139 91V92H138ZM221 90H219L220 92ZM17 92V91H16ZM44 92V91H43ZM40 92V93H43ZM228 92V91H227ZM240 92V91H239ZM242 92V90H241ZM240 92V93H241ZM252 92V91H251ZM250 92V93H251ZM32 93V92H31ZM34 93V92H33ZM38 93V92H37ZM50 92H48L49 94ZM62 93V92H61ZM81 93V95H83L82 93L84 92H79ZM243 93V92H242ZM45 94V92H44ZM53 94V93H52ZM16 95V94H15ZM33 96V94H31ZM35 95V94H34ZM46 95V94H45ZM162 95H169L171 97H185L186 99L188 98V100H192L191 103L190 102H181V104H177L173 101H159V100H155V97H159L161 98ZM222 95V94H220ZM242 95V94H241ZM245 95V94H244ZM22 96V95H20ZM44 96V95H43ZM85 96V93H84ZM88 96V95H87ZM117 96V95H116ZM223 96V95H222ZM1 97V96H0ZM46 97V96H45ZM43 97V98H45ZM48 97V96H47ZM55 97V96H54ZM76 100L80 98V96H76ZM164 97V98H165ZM256 97V96H255ZM2 98V97H1ZM8 98V96H7ZM38 98V97H37ZM52 98V97H51ZM184 98V99H185ZM192 98V99H191ZM5 99V98H4ZM17 99V98H16ZM22 99V98H21ZM20 99V100H21ZM42 99V98H41ZM49 99V98H48ZM81 99V98H80ZM85 99V98H84ZM87 99V98H86ZM138 99V98H136ZM183 99V100H184ZM185 99V101H186ZM208 99V101H207ZM251 99V97H250ZM1 100V99H0ZM12 100V99H11ZM10 100V101H11ZM15 101V99H13ZM46 100V99H45ZM61 100V99H60ZM110 100V99H108ZM141 100V99H140ZM259 100V99H258ZM5 101V100H4ZM8 100V102H10ZM19 101V100H18ZM32 101V100H31ZM78 101V100H77ZM86 101V100H85ZM83 101V102H85ZM88 101V99H87ZM145 104L148 101V104H146L149 108V110H145L142 111L141 105L142 102ZM62 102V101H61ZM82 102V103H83ZM259 102V101H258ZM1 103V102H0ZM24 103V102H23ZM59 103V102H58ZM190 103V104H189ZM8 104V103H7ZM27 104V103H26ZM49 104V103H48ZM119 104V103H118ZM136 104V102H135ZM258 104V103H257ZM20 105V104H19ZM55 105V104H54ZM67 105V104H66ZM69 105V104H68ZM83 105V104H82ZM87 105V104H86ZM128 105V104H126ZM10 106V104L8 105ZM13 106V105H12ZM23 106L26 107V105L24 104ZM30 106V105H29ZM42 106V105H41ZM47 106V105H46ZM70 107L73 106L72 104L69 105ZM119 106V105H118ZM122 106V105H121ZM130 106V105H129ZM264 106V105H263ZM49 107V105L47 106V108ZM75 107V106H74ZM84 107V106H83ZM93 107V108H94ZM248 107V106H247ZM4 109L8 107H3ZM10 108V107H9ZM12 108V107H11ZM15 108V107H14ZM13 108V109H14ZM41 108V107H40ZM58 108V107H57ZM124 108V107H123ZM132 108V106H131ZM19 109V108H18ZM17 109V110H18ZM44 109V108H42ZM68 109V108H67ZM65 109V110H67ZM83 109V108H82ZM84 109H86L84 107ZM134 109V107H133ZM132 109V110H133ZM11 111V109H8ZM27 110V109H26ZM40 110V109H37ZM54 110V109H53ZM62 110V109H61ZM74 110V108H73ZM80 110V109H78ZM23 111V110H22ZM47 111V109H46ZM49 111V110H48ZM56 111V109H55ZM64 111V110H63ZM61 111V112H63ZM70 111V110H69ZM68 111V112H69ZM77 111V110H76ZM81 111V110H80ZM78 111V112H80ZM129 111V110H128ZM256 111V110H255ZM260 111V110H259ZM14 111H11V113H13ZM42 112V111H40ZM45 112V111H44ZM43 112V113H44ZM60 112V111H59ZM67 111H65L64 116L69 115L70 114H66ZM74 111H72L73 113ZM82 112V111H81ZM261 112V111H260ZM10 113V114H11ZM48 112H46L43 115H47ZM76 113V112H74ZM84 113V112H83ZM248 113H251L250 111ZM38 114V113H36ZM52 114V112H51ZM257 114V113H256ZM260 114V113H259ZM40 115V114H39ZM42 115V116H43ZM55 115V114H54ZM61 115L63 116V113H61ZM60 115V116H61ZM78 115V114H77ZM82 115V114H81ZM84 115V114H83ZM247 115V114H246ZM245 115V116H246ZM13 116V115H12ZM41 116V117H42ZM53 116V114L51 115ZM68 116V119H70V117ZM124 116V114H123ZM249 116V115H248ZM256 116V115H255ZM254 116V118H255ZM261 116V115H260ZM44 117V116H43ZM42 117V118H43ZM81 117V116H80ZM83 117V116H82ZM258 117V116H256ZM55 118V117H53ZM85 118V117H84ZM92 118V117H91ZM245 118V117H244ZM27 119V118H26ZM31 119V118H30ZM46 119V120H45ZM43 119L45 120V123H49L48 121H51L49 119H51L50 115L46 116V118ZM56 119V118H55ZM62 119V118H61ZM76 120V118H73ZM135 119V118H134ZM86 120V119H85ZM256 120V119H255ZM57 121V120H56ZM81 121V120H80ZM134 121V122H133ZM252 121V119H251ZM250 121V122H251ZM52 123H54V121H51ZM63 122V121H62ZM67 122V121H66ZM84 122V121H83ZM93 122V121H92ZM242 122V121H241ZM249 122V123H250ZM254 123V121H252ZM251 122V123H252ZM9 121L6 123V125H4L5 127H11L13 126V122L11 121V124ZM58 123V122H57ZM88 123V122H87ZM98 123V122H97ZM100 123V122H99ZM126 123V122H125ZM245 124L248 123L247 119L246 122H244ZM5 124V123H4ZM51 124V123H50ZM54 125V124H52ZM56 125V124H55ZM54 125V126H55ZM59 125V124H58ZM57 125V126H58ZM82 126V124H80ZM87 125V124H85ZM97 126H91L90 124L87 125L84 130L86 132H90L92 135V138L95 139H99L98 141H102L103 144H105L106 146H116L119 147L120 144H122V140L121 139H117L115 136H113L112 134L108 133L106 131V129H101L103 127H101L99 124H97ZM112 125V124H111ZM240 125V124H239ZM46 126V125H45ZM47 126H50L49 124ZM56 126V127H57ZM61 126V125H60ZM74 126V125H73ZM69 127V128H73ZM76 126V125H75ZM80 126V127H81ZM117 126V125H116ZM63 127V126H62ZM84 127V125H83ZM101 127V128H99ZM111 127V126H110ZM241 127V126H240ZM255 127V126H253ZM25 128V127H24ZM53 128V127H51ZM55 128V127H54ZM68 128V127H67ZM68 128V129H69ZM76 128V127H74ZM107 128V127H106ZM120 128V127H119ZM118 128V129H119ZM124 128V126L122 127ZM246 128V127H245ZM258 128V127H257ZM2 129V128H1ZM83 129V128H82ZM121 129V128H120ZM3 130V129H2ZM24 130V129H23ZM56 129H53V131ZM70 130V129H69ZM127 129V131H129ZM22 131V130H21ZM31 131V130H30ZM76 131V130H75ZM74 131V132H75ZM79 132L82 130H78ZM117 131V130H116ZM115 131V132H116ZM124 131V130H123ZM126 131V130H125ZM126 131V132H127ZM136 131V132H137ZM17 132V131H16ZM36 132V131H35ZM56 132V131H55ZM58 132V131H57ZM56 132V134H57ZM121 132V131H120ZM21 133V132H20ZM69 133V132H68ZM67 133V134H68ZM83 133V132H82ZM87 133V134H88ZM130 133H128L127 135L125 134L126 137L123 138H127L129 139L127 136L130 135ZM37 134V133H36ZM54 134V132L52 133ZM119 134V133H118ZM134 134V133H133ZM243 134L244 136H239V135ZM16 135V134H15ZM38 135V134H37ZM124 135V134H123ZM137 135V134H136ZM72 136V135H69ZM88 136V135H87ZM90 136V135H89ZM121 136V135H119ZM149 136L147 137V139L149 138ZM50 137V136H48ZM65 137V136H64ZM83 137V136H82ZM81 137V138H82ZM86 137V136H85ZM20 138V137H19ZM22 138V136H21ZM20 138V139H21ZM51 138V137H50ZM58 138V137H57ZM70 138V137H69ZM74 138V137H73ZM78 138V137H77ZM91 138V139H92ZM152 138V137H151ZM149 138V139H151ZM1 139V138H0ZM26 139V138H25ZM43 139V138H42ZM60 139V138H59ZM68 139V138H67ZM80 139V138H79ZM140 139L142 140V138L140 137ZM139 139V140H140ZM144 139V138H143ZM153 139V138H152ZM44 140V139H43ZM42 140V141H43ZM52 140V139H51ZM49 139V141H51ZM64 140V139H63ZM70 140V139H68ZM67 140V142H68ZM133 140V139H132ZM140 140V142H142ZM74 141V140H72ZM76 141V140H75ZM74 141V142H75ZM85 141V140H84ZM89 141V140H88ZM88 141L86 140L87 144H90V142L88 143ZM136 141V140H135ZM146 141V140H145ZM144 141V142H145ZM152 141V140H151ZM71 142V141H70ZM69 142V143H70ZM77 142V141H76ZM97 142V141H96ZM125 142V141H124ZM132 142V141H131ZM139 142V141H138ZM139 142V144H140ZM51 143V142H50ZM126 143V142H125ZM135 143V142H133ZM219 143V142H218ZM232 143V142H231ZM22 144V143H20ZM53 144V143H52ZM83 144V143H82ZM81 144V145H82ZM100 144V143H98ZM130 144V143H129ZM136 144V143H135ZM134 144V145H135ZM142 144V143H141ZM147 144V143H146ZM215 144V143H213ZM222 144V142L220 143ZM72 145V144H71ZM94 145V144H92ZM132 145V144H131ZM145 145V144H144ZM199 145V146H200ZM211 145V144H210ZM13 146V145H12ZM49 146V145H48ZM65 146V145H64ZM67 146V145H66ZM90 146V145H89ZM88 145L85 147H89ZM105 146V147H106ZM133 146V145H132ZM142 146V145H141ZM218 146V144H217ZM16 147V146H15ZM92 147V146H90ZM89 147V148H90ZM95 147V146H94ZM104 147V148H105ZM137 147V146H136ZM213 147H215V145H213ZM240 147V146H239ZM9 148V147H8ZM73 148V147H72ZM86 148V149H87ZM114 148V147H113ZM130 148V147H129ZM142 149V147H140ZM75 149V147H74ZM77 149V148H76ZM108 149V148H107ZM119 149V148H118ZM122 149V148H121ZM203 149V148H202ZM258 149V148H257ZM92 150V149H91ZM90 150V151H91ZM94 150V149H93ZM96 150V149H95ZM104 150V149H102ZM259 150V149H258ZM79 152L81 150H78ZM89 151V152H90ZM101 151V149H100ZM107 151V150H106ZM112 151V150H111ZM118 151V150H116ZM243 151V150H242ZM50 152V151H49ZM94 152V151H93ZM96 152V151H95ZM108 152V151H107ZM130 152V151H129ZM149 152V151H148ZM154 152V151H153ZM192 151H190L191 154ZM236 152H239V150L236 149ZM245 152V151H244ZM243 152V153H244ZM257 152V151H256ZM81 153V152H80ZM98 153V151H97ZM96 153V154H97ZM106 153V152H105ZM120 155L124 154V152L122 150H120ZM151 153V152H150ZM240 153V154H243ZM255 153V150H254ZM1 154V153H0ZM91 155L93 154L92 152L90 153ZM100 154V153H99ZM146 154V153H145ZM256 154V153H255ZM61 155V154H60ZM94 155V154H93ZM101 155V154H100ZM99 155V156H100ZM119 155V156H120ZM128 155V154H127ZM248 155V154H247ZM11 156V160L13 159L12 164H8L7 162H3L1 163L0 166V244H5L8 246H11V249L15 250L16 252H12V251H3L2 253H0V264H57L56 261L62 263V264H94L95 262V258H97L96 263L95 264H137V255H138V251L143 247V244L140 245L137 249L138 251L135 249V252L133 253V251H131L130 248V254L127 253L126 254V250H124V246L125 244L123 243L120 247V255H118V252H115V248L119 245V242L121 241V239L123 238V240L126 241L127 236L126 235V229H124V233H122V235H120L119 237L117 236L116 238V234L119 233V231L121 230V226L122 225V221L125 220V216L126 218H128L129 214L127 215L126 212L127 211H119L120 214H118L119 216L113 215L111 217H104L109 211L108 208H106L103 203L96 201L94 198H99V195H101L103 193L100 192L101 190H92V187L103 183V182H107L111 188H113V184L110 178L108 177H95L92 175H88V181L89 184L92 185H87V191L86 192H81V188L80 186H78L76 183L74 182H67V181H63V180H53V185L50 187V191L51 193L57 197V200H53L52 201H48V203H46V209L42 210V208L40 207V213L38 216H40V220L41 222H38L39 225L37 227H35V230L33 229H27L26 227V223L32 224V222L34 223L33 220H35V218L33 219V214H27V209L28 207H36V200L33 197V193H28L27 189L29 187H32L33 183H34V178L33 176L35 175H30L28 174V177L26 179H24V177L26 176V174L29 172L32 168H37L38 166V159L34 160L32 159L31 161H28L29 163H27V166H24L21 164L22 161L18 162L17 159L20 156L19 154H10ZM73 156V155H72ZM77 156V155H76ZM98 156V155H97ZM102 156L105 155L104 153L102 154ZM152 156V155H151ZM4 157V156H3ZM96 157V156H94ZM93 157V158H94ZM111 157H113V155H111ZM110 157V158H111ZM116 161H112V162H116L117 163H121L122 161V157H117L115 156ZM126 157V156H125ZM250 156H247V158H249ZM51 158V157H50ZM101 158V157H100ZM133 158H135L133 156ZM245 158V159H247ZM253 159L255 158V155L253 154ZM127 159V158H126ZM241 159V158H240ZM250 159V158H249ZM5 160V159H4ZM59 160V159H58ZM62 160V158H61ZM73 160V157H72ZM80 160V159H79ZM132 160V159H131ZM169 162V165L167 167H172L173 170L175 169L176 165H174V163L172 162V160H169V158H167ZM182 160L185 162L189 163L190 165H194V163L196 162V158L192 157L191 155H184V157L182 158ZM201 160V159H200ZM258 159H254L253 160H241V163H246L248 168H255L256 164L258 162ZM57 161V160H56ZM71 160L69 159V162ZM78 161V160H77ZM104 162V160H102ZM33 162V163H32ZM35 162V163H34ZM59 162V161H58ZM75 162V161H74ZM81 162V161H79ZM106 162V161H105ZM134 162V160H133ZM137 162V161H136ZM11 163V162H10ZM20 163V164H19ZM24 163V162H22ZM48 163V162H47ZM54 163V162H53ZM76 163V162H75ZM128 163V162H127ZM138 163V162H137ZM236 163V162H235ZM253 163V166H252ZM19 164L18 169H12L10 170L9 167H15ZM51 164V163H50ZM58 164V163H57ZM81 164V163H80ZM136 164V163H135ZM31 165V166H30ZM40 165V164H39ZM71 165V164H70ZM188 165V164H187ZM8 166V167H7ZM53 166V165H52ZM80 166V165H77ZM129 166V165H128ZM186 166V163H185ZM201 166V165H200ZM7 167V168H6ZM64 167V166H63ZM69 167V166H68ZM66 167V169L69 170V168ZM81 167V166H80ZM90 167V166H89ZM131 167V166H130ZM16 168V167H15ZM61 168V167H59ZM65 168V167H64ZM84 168V167H83ZM188 168V167H185ZM181 169L180 173L185 174V172L187 171V169ZM199 168V167H198ZM210 168V167H208ZM47 169V168H46ZM56 169V168H54ZM79 169V167H78ZM147 169V168H146ZM191 169V168H190ZM215 169V168H214ZM214 169L210 170V171H206L203 170L202 174H200L201 176L204 175L206 176L207 179H205V183H199L201 185H204L203 188H201V190L198 189L200 188H195L196 192L195 194H204V193H211L213 196H220L221 193L223 194H229L233 195V196H238V195H244L242 191H239V186L241 187L242 182L244 181L243 178L240 177V175H245L247 177V171L246 170H242L236 167H227V170H218L219 174H222V176L218 175L217 171H214ZM81 169H79L80 171ZM84 170L86 171V169L84 168ZM128 170V169H127ZM142 170V169H141ZM145 170V169H144ZM166 170V169H165ZM199 170V169H198ZM208 170V169H207ZM56 171V170H55ZM59 171V170H58ZM75 171V169H74ZM83 171V170H81ZM89 171V170H88ZM87 171V172H88ZM96 171V170H95ZM117 171V170H116ZM122 171V170H121ZM149 171V170H148ZM171 171V170H170ZM190 171V170H189ZM52 172V171H50ZM54 172V171H53ZM62 172V170L60 171ZM69 171H67L66 173L68 174ZM90 172V171H89ZM97 172V171H96ZM109 172V171H108ZM123 172V171H122ZM134 172V171H132ZM131 172V173H132ZM143 172V171H142ZM147 172V170H146ZM160 172V171H159ZM172 172V171H171ZM191 172V171H190ZM56 173H58L56 171ZM71 173V171H70ZM80 172H78L77 174H79ZM127 173V172H126ZM125 173V174H126ZM161 173L167 175L169 178V180L174 176L172 174L167 173V170L165 172ZM160 173V174H161ZM195 175V178L197 176V173L192 172ZM200 173V171H199ZM258 173V172H257ZM256 173V176H257ZM262 173V170H261ZM45 174V173H44ZM52 174V173H51ZM76 174V172H75ZM88 174V173H87ZM133 174V173H132ZM146 174V173H145ZM159 174V173H158ZM260 173H258L259 175ZM62 175V173H61ZM82 175L79 174L77 176ZM180 175V176H181ZM186 175V174H185ZM189 175V174H188ZM199 175V174H198ZM216 175V176H215ZM54 176V174H53ZM60 176V175H59ZM64 176V175H63ZM67 176V175H66ZM84 176V175H83ZM116 176V175H115ZM124 176V175H123ZM177 176V175H176ZM209 176V177H208ZM30 177V178H29ZM61 177V176H60ZM76 177V176H75ZM81 177V176H80ZM175 177V176H174ZM200 177V176H199ZM197 177V178H199ZM244 177V176H243ZM260 177V176H259ZM258 176L255 178V190H257L258 186L261 184H258L259 178ZM83 178V177H82ZM144 178V177H143ZM194 178V177H193ZM201 178V177H200ZM205 178V177H202ZM262 178V177H261ZM24 179V181H23ZM71 179V178H70ZM164 179V178H163ZM175 179V178H174ZM192 179V178H191ZM217 179V181L215 180ZM146 180V179H145ZM161 180V179H159ZM173 181V179H171ZM261 180V179H260ZM181 181V180H180ZM191 181V180H190ZM202 181V180H199ZM263 181V180H262ZM20 182V183H19ZM38 182V181H37ZM183 182V181H182ZM248 184L250 185L251 188H253L254 185H252V180H250L248 178L247 180ZM44 183V181H43ZM84 183V182H83ZM106 183V184H107ZM161 183L164 184L163 182L159 181L156 182V186L155 189L153 191V195L155 196V198H159L161 197L162 193L165 194H169L170 195V199L162 197L159 201L162 204H166L165 207L167 209V207L173 206L175 204V202L178 200L177 196H180L179 194H182V189L181 187L187 188L189 185L188 184H180V186L178 188H174V187H167L164 188V186H161ZM172 183V182H171ZM180 183V182H179ZM19 184V185H18ZM48 184V183H47ZM118 182L117 185L115 184L114 186H118ZM191 184V183H189ZM198 184V182L196 183V185ZM198 184V185H199ZM81 185V184H80ZM130 185V184H129ZM172 185V184H170ZM247 185V184H246ZM105 186V185H104ZM120 186V184H119ZM167 186V185H166ZM165 186V187H166ZM175 186V184L173 185ZM41 187V186H40ZM107 187V188H108ZM191 187V186H190ZM49 188V187H48ZM101 188V187H99ZM105 188V187H104ZM121 188V187H120ZM125 188V187H124ZM123 188V189H124ZM211 188H214L212 191L210 190ZM23 189H25V191H23ZM83 189V188H82ZM97 189V188H95ZM190 189V188H188ZM262 189V188H260ZM259 191H262L260 190ZM264 189V188H263ZM118 190V188L116 189ZM241 190V189H240ZM111 191V190H110ZM188 191V190H186ZM190 191V190H189ZM254 191V190H253ZM108 192V191H107ZM220 192V195L218 194ZM264 192V191H263ZM6 194L4 197L2 196V194ZM49 193V192H48ZM91 195H90V194ZM113 193V192H112ZM130 193V192H129ZM37 194V193H35ZM133 194V193H132ZM194 195V193H192ZM246 194V193H245ZM261 195L264 196V194L260 193ZM110 195V194H109ZM145 195V194H144ZM174 195V196H173ZM50 196V195H49ZM97 196V197H96ZM116 196V195H115ZM183 196V194H182ZM36 197V196H35ZM101 197V196H100ZM106 197V196H105ZM110 197V196H109ZM173 199H172V198ZM192 197V196H191ZM235 197V198H236ZM262 197V196H261ZM260 195L259 198L260 200H262V202L264 201V197L261 199ZM48 198V197H47ZM50 198V197H49ZM103 198V197H102ZM120 198V197H119ZM145 198V197H143ZM181 198V197H180ZM100 199V198H99ZM111 199V198H110ZM115 199V197H114ZM117 200V198L115 199ZM195 200V198H194ZM199 200V199H198ZM23 201V202H22ZM179 201V200H178ZM110 202V201H109ZM120 202V201H119ZM184 202V201H183ZM122 203V202H121ZM187 203V202H186ZM42 204V203H40ZM62 205V207H64L65 213H63L60 209H58V205ZM69 204V205H68ZM110 204V203H109ZM141 204V202H140ZM139 204V205H140ZM152 204V203H151ZM154 204V203H153ZM34 205V206H33ZM45 205V203L43 204ZM163 205V206H164ZM168 205V206H167ZM131 206V204H130ZM39 207V205H38ZM60 207V206H59ZM123 207V206H121ZM119 208L118 205V209L122 210V208ZM135 207V206H134ZM165 207H163V209H165ZM178 207V206H176ZM33 208V209H34ZM78 208V209H77ZM117 208V207H116ZM156 208V206L154 207ZM172 208V207H171ZM198 208V207H197ZM76 209V210H75ZM153 209V208H152ZM94 210V212L92 213V211ZM162 210V208H161ZM175 210V209H174ZM181 210V209H180ZM169 211V210H168ZM264 209L261 208L259 209L256 213L251 214L252 217H254L253 219L250 218V220H252L251 222L254 221V223L251 222H246L244 225V230L247 231L246 236L245 237L247 240L244 242L245 244H253L254 240H256V236L260 234L264 235V223L261 224L259 222H255L256 219H260V221L264 220ZM35 212V211H34ZM62 212V213H61ZM77 212V213H76ZM111 212V211H110ZM170 212V211H169ZM172 212V211H171ZM219 212V211H218ZM159 213V212H158ZM174 213V211H173ZM110 214V213H109ZM143 214V213H142ZM157 214V213H156ZM94 215V216H93ZM125 215V216H124ZM141 215V214H140ZM172 215V214H171ZM223 215V214H222ZM124 216V217H123ZM169 216V215H168ZM250 216V215H249ZM164 217V216H163ZM171 217V216H170ZM169 217V218H170ZM192 217V216H191ZM74 218V219H73ZM97 218V219H96ZM178 218V217H177ZM120 219V220H119ZM39 220V219H38ZM100 220V221H98ZM128 220V219H127ZM190 220V219H189ZM195 220V219H194ZM135 221V220H133ZM191 221V220H190ZM202 221V220H201ZM214 221V220H213ZM223 221V220H222ZM26 222V223H25ZM36 222V221H35ZM101 222V223H99ZM170 222H173L172 220ZM204 222V220H203ZM219 222V221H218ZM227 222V221H226ZM99 223V225H97ZM174 223V222H173ZM251 223V224H250ZM37 224V223H36ZM96 224V229H95V233H96V240L97 241V246L95 247L94 244V235L92 236L91 231L93 230V225ZM127 224V222H126ZM219 224V223H218ZM124 225V224H123ZM173 225V224H172ZM191 225V224H190ZM222 225H226V224H222ZM28 226V225H27ZM189 226V225H188ZM205 226H209L207 224H205ZM220 226V225H219ZM218 226V227H219ZM223 227V226H222ZM228 227V226H227ZM241 227V228H240ZM243 226H239V233H241ZM148 228V227H147ZM220 228V227H219ZM87 229L89 230L87 232ZM175 229V228H174ZM173 229V230H174ZM208 229V228H207ZM205 227L201 226L199 224V230L195 228V231L199 233V241L203 242V243H220L219 245H221V247H212L210 250H208L209 252L205 251L206 248H203L202 245H197L196 243H194L195 249L194 252H204L205 254L207 253L210 256L209 257V263L211 264L214 261L216 262H223L224 257H229L233 260H236L237 264H264V246L263 245H256V247L253 246V248H255L254 250H248L247 249H239L238 248V252H235L234 248L231 246V248L229 249V254L224 252V247L226 246L223 243H231L236 240L232 239V237L235 236V234L233 231L231 233H229V235L226 234V236L229 238L228 241H225L223 239V236L221 233H219V230L222 231L221 229L219 230H207ZM218 229V228H217ZM236 229V228H235ZM149 230V229H148ZM171 230V228H170ZM172 230V231H173ZM140 231V230H139ZM166 231V230H165ZM176 231V230H175ZM190 231V230H189ZM243 231V232H245ZM92 233V234H91ZM102 233H105L106 236L102 235ZM146 233V232H144ZM149 232H147L148 234ZM174 233V232H171ZM191 233V231H190ZM32 234H34L33 239L32 238ZM54 234H58L59 236H61V239L63 241H61L60 239H58V237L54 236ZM129 234V233H128ZM188 234V233H187ZM221 234V235H220ZM225 234V233H224ZM223 234V235H224ZM164 236L167 235V233H163ZM194 235V234H193ZM136 236V235H135ZM146 236V235H145ZM170 237V236H168ZM180 236H178L177 238H179ZM195 239L197 241L198 239V235L195 234ZM131 238V237H130ZM129 238V239H130ZM138 238V237H137ZM146 238H148V236H146ZM151 237H149L150 239ZM188 238V237H187ZM262 238V237H261ZM64 239H67V244L65 243L66 241ZM141 239V238H140ZM264 239V237L262 238ZM95 240V241H96ZM146 240V239H145ZM152 240V239H151ZM150 240V241H151ZM238 240V239H237ZM110 241V242H109ZM159 241V240H158ZM157 241V242H158ZM187 239L184 237H180L178 239V246L182 245L181 247H183V252H185L184 250H188L187 252H189V246H184V244H187ZM194 241V240H193ZM259 240H257L258 242ZM262 241V240H261ZM109 242V243H108ZM149 243V241H146V243ZM153 242V241H152ZM160 242V241H159ZM199 242V243H200ZM237 242V241H236ZM235 242V243H236ZM38 243H40V245H38ZM145 243V244H146ZM168 245H170V242ZM238 243V242H237ZM255 243V242H254ZM157 244V243H156ZM155 244V246H156ZM148 245V244H147ZM151 245L153 246V244L151 243ZM242 245V244H241ZM88 246V247H87ZM127 246V245H126ZM132 246H133V242H132ZM157 246H160V249H167L166 246L161 242L158 243ZM171 248H173V250L178 251L179 249L177 248V245H170ZM239 246V244L237 245ZM208 247V246H207ZM240 247V246H239ZM243 247V245L241 246ZM240 247V248H241ZM88 248V249H86ZM94 248H96L95 252L96 254L94 255ZM156 248V247H155ZM171 248L169 250H171ZM151 249V248H150ZM154 249V248H153ZM159 249V247L157 248V250ZM208 249V248H207ZM172 250V251H173ZM226 250V249H225ZM137 251V252H136ZM159 251V250H158ZM169 251V252H172ZM179 252V251H178ZM20 253V257L18 258L17 254ZM156 253V251H155ZM246 254L249 256H251V258L255 257V261H249L247 257V259L242 255V254ZM52 254V256H51ZM160 254V253H159ZM168 254V253H167ZM181 254V253H180ZM198 254V253H197ZM256 254L258 255L256 257ZM50 255V256H49ZM157 255V254H156ZM166 256V255H165ZM201 256V255H200ZM57 257V258H56ZM131 257V258H130ZM176 257V256H175ZM260 257V258H259ZM74 258V259H73ZM160 258V257H159ZM165 258V257H163ZM184 258V256H183ZM47 259V260H46ZM55 259V260H53ZM157 258H153L152 256H150L145 250L141 253L140 255V262H143L144 264H155ZM169 259V258H168ZM115 260V261H114ZM139 260V259H138ZM160 260L162 261V258H160ZM172 260V258L170 259ZM182 260V259H181ZM211 260V261H210ZM52 261V262H51ZM169 261V260H167ZM163 262H165L163 260ZM177 262V261H176ZM175 262V263H176ZM204 262V261H203ZM157 263V262H156ZM208 263V264H209ZM158 264V263H157ZM174 264V263H172ZM180 264V263H179ZM204 264V263H203ZM206 264V263H205Z\"/></svg>", "mask_w": 264, "mask_h": 264}]
</instances>
